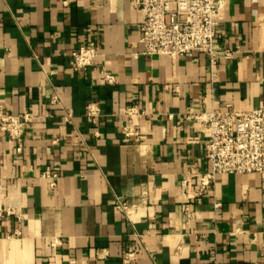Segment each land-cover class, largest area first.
<instances>
[{"label": "crops", "instance_id": "crops-1", "mask_svg": "<svg viewBox=\"0 0 264 264\" xmlns=\"http://www.w3.org/2000/svg\"><path fill=\"white\" fill-rule=\"evenodd\" d=\"M220 3L212 80L204 54L142 56L130 0H0V106L30 116L20 140L0 132V264H264V174L218 175L183 212L181 180L209 169L186 113L264 108V0ZM88 42L95 63L74 71Z\"/></svg>", "mask_w": 264, "mask_h": 264}, {"label": "built area", "instance_id": "built-area-1", "mask_svg": "<svg viewBox=\"0 0 264 264\" xmlns=\"http://www.w3.org/2000/svg\"><path fill=\"white\" fill-rule=\"evenodd\" d=\"M130 7L141 16L139 42L142 56L165 55L175 59L204 54L208 58L210 77L214 80L220 58L214 44L216 26L221 19L220 0H130ZM98 49L96 42H88L73 50L70 53L71 68L79 71L92 67ZM224 53L226 58L230 56L229 52ZM101 74L107 84L114 82V77L105 69H101ZM56 100L57 97H54L52 102ZM85 112L89 118L100 115L95 102L88 103ZM140 114L134 106L125 110L127 122L121 127V135L126 142L138 137L133 119ZM65 119H70V114ZM185 119L194 120L198 128L206 133L204 154L209 164L205 172H187L180 182L185 200L183 212L189 218L192 215L191 203L208 196L218 175L264 174V108L188 112ZM29 120L28 114L7 115L0 106V132L12 140L21 139ZM41 177L50 180L49 186L52 187L57 174L46 169ZM139 204H143V200L138 204H128L118 199L115 209L127 216ZM135 254L136 250L125 253L123 263L132 262Z\"/></svg>", "mask_w": 264, "mask_h": 264}]
</instances>
